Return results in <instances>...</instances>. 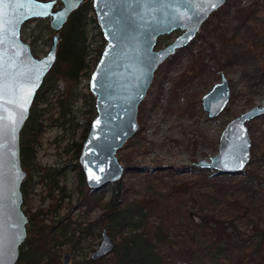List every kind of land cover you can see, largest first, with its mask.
Returning <instances> with one entry per match:
<instances>
[{
    "label": "rangeland",
    "instance_id": "rangeland-1",
    "mask_svg": "<svg viewBox=\"0 0 264 264\" xmlns=\"http://www.w3.org/2000/svg\"><path fill=\"white\" fill-rule=\"evenodd\" d=\"M47 24L49 19L26 22L22 39L31 45L34 34L40 38L37 47L44 41H49L51 46L54 32L52 28L50 32ZM100 30V26L94 25L90 30L89 37L93 39L88 57L90 73L96 66V51L102 44ZM180 34L181 30L164 35L162 47ZM50 46H46L45 53H40L39 57L46 55ZM224 75L229 80L231 98L220 115L210 117L204 110L203 96ZM90 76H83L78 90L89 92L95 101L89 88ZM64 88L68 86L62 81L59 90ZM263 101L264 0H226L202 24L193 41L155 72L147 95L139 105V129L118 155L125 167L121 180L131 185V194L135 197L146 194L148 180L153 178V188L149 191L158 190L154 196L160 195L163 202L170 203L169 212L153 214L151 218L156 225L164 216H167L165 221H169L165 227L167 242L160 244L167 255V264L183 261L189 264H264V249L260 251L254 245H247L249 236L259 232L257 228L264 229V115L246 123L252 147L251 160L244 173L219 174L195 165L219 152L221 134L230 121L262 105ZM80 109L84 112L87 107ZM87 116L79 117L82 127L87 123ZM82 132L83 128L77 130V142L83 141ZM71 133L69 127H49L43 135L37 160L45 167L66 165V189L59 217L55 219L93 222L103 210L86 215L85 207L79 205L75 190L76 160L70 158ZM143 167L156 169L158 174L144 175ZM183 187L188 189L179 192ZM31 200L34 208H47L52 202L49 190L39 183L32 185ZM213 234H221L225 239L220 250L211 245L210 235ZM192 236L195 243L191 242ZM100 240L101 237L93 240L94 249ZM66 250L72 254L70 245H64L62 253ZM82 258V253L75 259L72 254V261Z\"/></svg>",
    "mask_w": 264,
    "mask_h": 264
},
{
    "label": "water",
    "instance_id": "water-1",
    "mask_svg": "<svg viewBox=\"0 0 264 264\" xmlns=\"http://www.w3.org/2000/svg\"><path fill=\"white\" fill-rule=\"evenodd\" d=\"M86 0H0V264H16L28 237V215L23 208L21 131L29 118L37 92L57 59L60 33L70 15ZM226 0H93L106 40L90 76L97 115L83 142L79 162L92 189L120 181L125 167L118 155L139 129L138 110L159 66L188 46L202 24ZM32 19H49L52 44L39 57L22 39L23 25ZM181 30L168 45L158 39ZM224 75L203 96L210 117L220 115L231 98ZM264 115V101L228 123L220 137L219 152L195 163L219 174H242L251 160L252 139L246 123ZM116 243L108 230L91 260L109 256ZM72 254L63 253L71 264ZM178 264H189L179 262Z\"/></svg>",
    "mask_w": 264,
    "mask_h": 264
},
{
    "label": "trees",
    "instance_id": "trees-1",
    "mask_svg": "<svg viewBox=\"0 0 264 264\" xmlns=\"http://www.w3.org/2000/svg\"><path fill=\"white\" fill-rule=\"evenodd\" d=\"M34 20V19H33ZM26 24V23H25ZM24 24V25H25ZM23 25V26H24ZM100 26L96 17L93 0H86L69 17L68 22L60 33L57 59L44 82L36 94L20 137L21 162L26 177L22 183L23 208L28 215V237L22 244L19 259L16 264H64L63 247L70 245L73 258L82 253L81 260H74L71 264H167V255L162 251L160 244L167 242L165 227L169 221L167 216L161 217L156 225L152 215L169 212L170 203L162 201L160 195L154 196L158 190L153 188L152 180H148V191L144 195L134 196L126 185L125 180L114 182L101 189H92L86 181L85 173L79 162L83 142L87 137L93 118L96 116L94 98L89 92L78 90L82 78L91 75L88 61L93 39H90L92 26ZM51 31V27L47 24ZM102 44L98 47L97 60L101 57L106 40L102 31H99ZM52 39V37H51ZM165 36L158 39L157 47H162ZM40 38L33 34L32 51L39 56L44 52L49 41L37 47ZM48 52V51H47ZM46 52V53H47ZM65 82L68 88L60 91V83ZM85 106L82 112L79 107ZM58 115L55 117V110ZM81 114H88L87 123L83 125L79 120ZM54 125L69 127L72 130L71 159L76 160L74 170L77 172L76 191L79 205L84 206V213L89 215L97 209L103 211L93 222L82 220H68L59 217L58 211L65 193L66 165L61 167H45L37 160V153L42 144V138L47 129ZM83 128V141L77 142V130ZM74 146V147H73ZM68 152V151H67ZM129 165V163L127 162ZM145 168V167H143ZM131 171V167L127 166ZM144 175L158 174L156 169H143ZM215 171V170H214ZM133 172V170H132ZM34 183L42 184L49 190L52 202L47 208H34L31 200V189ZM187 187L178 189L183 193ZM109 191V193H107ZM183 193H179L183 195ZM109 194V197L107 196ZM197 200L194 199V202ZM200 215L204 213L202 207ZM165 221V222H164ZM85 222V223H84ZM106 228L115 239L116 247L109 256L91 260L88 255L94 250V242L101 237ZM255 234L249 236L248 246L254 245L256 250L264 249V229L257 228ZM101 230V231H100ZM225 236V235H224ZM89 238H92L91 241ZM211 245L219 249L225 241L221 234L210 235ZM191 242L195 243L192 236Z\"/></svg>",
    "mask_w": 264,
    "mask_h": 264
},
{
    "label": "bare ground",
    "instance_id": "bare-ground-1",
    "mask_svg": "<svg viewBox=\"0 0 264 264\" xmlns=\"http://www.w3.org/2000/svg\"><path fill=\"white\" fill-rule=\"evenodd\" d=\"M23 29V28H22Z\"/></svg>",
    "mask_w": 264,
    "mask_h": 264
}]
</instances>
